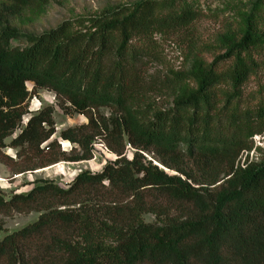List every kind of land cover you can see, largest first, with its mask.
Listing matches in <instances>:
<instances>
[{"label": "trees", "instance_id": "trees-1", "mask_svg": "<svg viewBox=\"0 0 264 264\" xmlns=\"http://www.w3.org/2000/svg\"><path fill=\"white\" fill-rule=\"evenodd\" d=\"M47 5L0 0V164L17 176L86 162L95 141L116 158L64 189L0 191L3 218L39 214L0 240V264H264V150L247 157L264 133V5L223 21L211 45L199 43L203 15L186 0H139L41 33L15 26ZM157 36L183 42L182 70L150 73ZM37 90L86 119L59 135L78 151L52 139V107L22 125Z\"/></svg>", "mask_w": 264, "mask_h": 264}, {"label": "rangeland", "instance_id": "rangeland-1", "mask_svg": "<svg viewBox=\"0 0 264 264\" xmlns=\"http://www.w3.org/2000/svg\"><path fill=\"white\" fill-rule=\"evenodd\" d=\"M137 1L139 0H48V5L39 11L24 13L15 26L26 33H41L54 28L61 22L98 15L106 9L129 5ZM186 2L203 15L201 21L195 27V34L199 39V43L210 45L216 36L222 32L223 21L228 20L232 23L240 24L243 18L251 15H260V8L264 5V0H186ZM260 28L264 32V21ZM179 42L178 40L171 41L165 37H155L154 59L156 60L149 64L151 74L168 71L177 72L186 66V48L183 42ZM263 79L264 74L261 80ZM32 87L33 85L28 83L27 91L31 92ZM35 96L42 102L41 109L44 107H52L54 109L55 134L52 139L58 142L61 151L65 153H69L72 149H77L78 151L76 146L67 141H62L59 135L61 131L66 129L85 125L86 119L77 114H64L57 108V99L51 92L37 90ZM151 98L154 104L161 109H166L170 106L171 99L165 95L151 96ZM22 125H24L23 121ZM13 137L6 139L5 144L8 145ZM255 137H257L258 141L255 140L254 142ZM255 137L252 138L254 148L247 156L249 161L259 157L260 152L258 149L264 150V133ZM4 153L15 159V150L7 147ZM132 153L133 150L127 145L125 150L126 157L130 159ZM144 156L147 160H151L150 156L145 154ZM115 158L99 141H95L92 143V159L86 162H61L43 170L17 176H13L7 168L0 164V191L3 198L8 200L13 195L27 194L33 187L44 182H52L64 189L71 183L75 175L83 171H88L92 174L99 173L107 162L113 161ZM244 158H242V161ZM153 164L157 165L155 162ZM170 174L172 173L170 172ZM38 216V213L14 215L12 218L0 216V221L3 223L0 230V240L8 234L32 224L37 220ZM142 219L146 224L155 222V219L149 215H144Z\"/></svg>", "mask_w": 264, "mask_h": 264}, {"label": "built area", "instance_id": "built-area-1", "mask_svg": "<svg viewBox=\"0 0 264 264\" xmlns=\"http://www.w3.org/2000/svg\"><path fill=\"white\" fill-rule=\"evenodd\" d=\"M42 107V102L37 99L36 96H32L28 102V107H27V115L25 118H23V124L26 123L27 119L31 116L36 114ZM257 140V137L254 138V142ZM258 141V140H257ZM69 147V144H68Z\"/></svg>", "mask_w": 264, "mask_h": 264}]
</instances>
